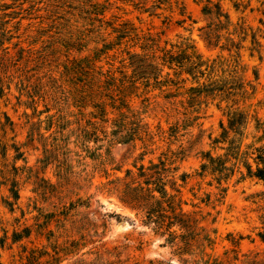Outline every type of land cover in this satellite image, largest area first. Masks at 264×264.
I'll return each instance as SVG.
<instances>
[{
	"label": "rangeland",
	"instance_id": "obj_1",
	"mask_svg": "<svg viewBox=\"0 0 264 264\" xmlns=\"http://www.w3.org/2000/svg\"><path fill=\"white\" fill-rule=\"evenodd\" d=\"M258 120L264 0H0V264H264Z\"/></svg>",
	"mask_w": 264,
	"mask_h": 264
},
{
	"label": "trees",
	"instance_id": "obj_2",
	"mask_svg": "<svg viewBox=\"0 0 264 264\" xmlns=\"http://www.w3.org/2000/svg\"><path fill=\"white\" fill-rule=\"evenodd\" d=\"M123 37L124 36H121L120 38L122 39ZM135 39L138 40L139 37L136 36ZM147 47L148 49L144 48V51H148L149 53H151V55L142 57L135 54L131 55L129 59L131 62L129 63V66L134 68V72L140 71L138 72L139 75L148 74L150 70H158L157 67L159 63L157 62V60L161 58L156 57L155 51L150 52L153 48L152 46L147 45L146 48ZM166 56L167 54H165L164 60L162 58V61L165 62V58H167ZM118 93H122V91H118ZM119 99L113 98L115 102H118ZM245 113V111H240L239 109H237L236 111L229 114V125L226 128H223L225 134H227V132H236V130L240 126L246 124L248 115H246ZM258 127L263 133L262 139H264V121L261 122L260 120H258ZM256 152L258 153V156L255 159V161H257L256 170L253 172L252 166L246 164L248 175L264 180V147L257 149ZM208 162L210 163V165H204V170H206V168L210 169L212 167V169L215 171L216 167L220 166V164L215 165V159L210 155H208ZM154 168H157V166L155 165ZM160 176L161 174H159L158 172L150 173V175H144V177H147V180L146 182H144L143 187H133L134 183L127 184L125 186L123 195L128 202L134 203L136 205L139 204L143 207L144 210H148L147 213L149 220H151V222L157 226L156 228L158 230L168 231L171 229L174 223L170 220L166 223L168 217H166V211L161 207V203H164L163 199L167 201L169 200L167 199L168 193L166 191V186L162 182L163 180L160 178ZM156 194H158L159 196H156ZM151 206H154V209H151ZM157 207L158 210H156ZM2 246L3 243L0 240V247Z\"/></svg>",
	"mask_w": 264,
	"mask_h": 264
}]
</instances>
